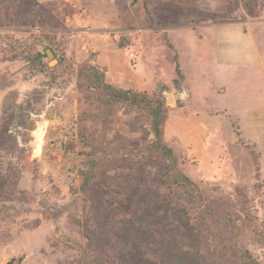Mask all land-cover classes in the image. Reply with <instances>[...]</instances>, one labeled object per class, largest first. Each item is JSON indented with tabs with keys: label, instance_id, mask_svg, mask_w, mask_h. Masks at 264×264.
Returning <instances> with one entry per match:
<instances>
[{
	"label": "rangeland",
	"instance_id": "obj_1",
	"mask_svg": "<svg viewBox=\"0 0 264 264\" xmlns=\"http://www.w3.org/2000/svg\"><path fill=\"white\" fill-rule=\"evenodd\" d=\"M258 22L264 0H0V264H264Z\"/></svg>",
	"mask_w": 264,
	"mask_h": 264
},
{
	"label": "crops",
	"instance_id": "obj_2",
	"mask_svg": "<svg viewBox=\"0 0 264 264\" xmlns=\"http://www.w3.org/2000/svg\"><path fill=\"white\" fill-rule=\"evenodd\" d=\"M251 24L254 26L253 27L251 26L250 30L247 33L250 35V37L252 39H254V30L259 29V28H264V22H258L256 24L251 23ZM255 27H257V28H255ZM253 28H255V29H253ZM257 43H260V42H257ZM257 43H256V50L254 51L255 53L253 54V56H251L250 58H246L245 61L243 59H241L242 61H240L238 63V65L245 64V65L250 66L249 68H250L251 73H250L249 79L252 81H253V79L255 80V74L256 75L260 74L264 78V51L261 50V48L259 47L260 44L257 45ZM254 49H255V46H254ZM248 76H249V74H248ZM256 109H258V111H260V110L264 111V108H256ZM257 117L258 118L255 119L256 121H258L257 123L264 124V114H262V115L260 114V116L257 115Z\"/></svg>",
	"mask_w": 264,
	"mask_h": 264
},
{
	"label": "bare ground",
	"instance_id": "obj_3",
	"mask_svg": "<svg viewBox=\"0 0 264 264\" xmlns=\"http://www.w3.org/2000/svg\"><path fill=\"white\" fill-rule=\"evenodd\" d=\"M44 134H45V127L43 125H41L39 130L35 134L36 135L35 146H36V153L37 154H39L41 151Z\"/></svg>",
	"mask_w": 264,
	"mask_h": 264
},
{
	"label": "trees",
	"instance_id": "obj_4",
	"mask_svg": "<svg viewBox=\"0 0 264 264\" xmlns=\"http://www.w3.org/2000/svg\"><path fill=\"white\" fill-rule=\"evenodd\" d=\"M91 77V76H90ZM89 77V78H90ZM120 97H124V98H127V99H129V97H128V93H127V95H120ZM157 114L159 115V113L157 112ZM155 128H156V133L158 134V138L161 136V127H160V124L157 122L156 124H155ZM162 150H164V152H165V154H166V152L167 153H171V151H169V150H167V148H165V147H163V149ZM179 182L180 181H183L182 179H179L178 180ZM179 184H181V185H185V183L183 182V183H179Z\"/></svg>",
	"mask_w": 264,
	"mask_h": 264
},
{
	"label": "water",
	"instance_id": "obj_5",
	"mask_svg": "<svg viewBox=\"0 0 264 264\" xmlns=\"http://www.w3.org/2000/svg\"><path fill=\"white\" fill-rule=\"evenodd\" d=\"M48 55H49V57L51 58V59H53L54 58V54L51 52V51H49L48 52ZM161 87H159V90H161L163 87H162V85H160Z\"/></svg>",
	"mask_w": 264,
	"mask_h": 264
}]
</instances>
